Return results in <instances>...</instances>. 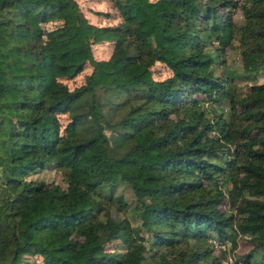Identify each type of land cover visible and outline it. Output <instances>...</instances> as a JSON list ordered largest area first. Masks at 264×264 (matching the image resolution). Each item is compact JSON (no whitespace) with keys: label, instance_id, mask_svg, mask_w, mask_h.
I'll return each mask as SVG.
<instances>
[{"label":"trees","instance_id":"16d2710c","mask_svg":"<svg viewBox=\"0 0 264 264\" xmlns=\"http://www.w3.org/2000/svg\"><path fill=\"white\" fill-rule=\"evenodd\" d=\"M111 1L96 26L74 0H0V264H221L214 241L249 263L264 0ZM47 170L64 187L31 179Z\"/></svg>","mask_w":264,"mask_h":264},{"label":"rangeland","instance_id":"374dc122","mask_svg":"<svg viewBox=\"0 0 264 264\" xmlns=\"http://www.w3.org/2000/svg\"><path fill=\"white\" fill-rule=\"evenodd\" d=\"M74 1L77 2L82 13L89 20V22L95 24L96 26H113L120 21L119 14L116 11L111 0H74ZM234 21L235 23L238 24L242 22L241 14L239 12H236L234 14ZM107 46L108 45L106 44H99L93 46L94 57L97 59L102 58V56H104L103 51L107 49ZM226 61L234 69H238L240 66V59L238 58L236 53L226 52ZM161 68L162 67L160 65L156 66L155 71H157V76L159 74L161 75L159 78H166L169 75V72ZM159 71L161 72L159 73ZM259 82L263 83L264 77L260 78ZM68 85L73 87L75 86V83L69 82ZM31 179L33 180L37 179L38 181H44L46 183L56 184L61 187H64V184L58 172L52 170H47L45 172L33 175ZM122 190H123V186H119L117 188V193L119 194L120 192H122ZM241 241L243 240L240 239V242ZM250 250H251L250 246L245 244L241 245L237 249L236 255H245L249 253ZM263 256H264V250L257 252L254 254L253 257H251L249 263L258 264L262 262ZM28 261L29 262H25V263L32 264L35 263V261H39V260L29 259Z\"/></svg>","mask_w":264,"mask_h":264},{"label":"built area","instance_id":"2783aa9c","mask_svg":"<svg viewBox=\"0 0 264 264\" xmlns=\"http://www.w3.org/2000/svg\"><path fill=\"white\" fill-rule=\"evenodd\" d=\"M213 246L225 253L224 257L222 258L221 264H251L241 260H238L236 257V252H230V245L229 244H222L217 241L213 242Z\"/></svg>","mask_w":264,"mask_h":264}]
</instances>
